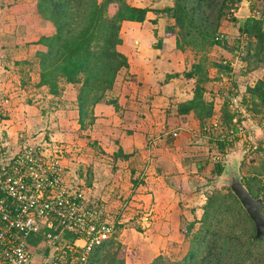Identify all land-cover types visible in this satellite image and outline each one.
I'll list each match as a JSON object with an SVG mask.
<instances>
[{"label": "crops", "instance_id": "1", "mask_svg": "<svg viewBox=\"0 0 264 264\" xmlns=\"http://www.w3.org/2000/svg\"><path fill=\"white\" fill-rule=\"evenodd\" d=\"M129 2L133 6L149 8L151 11L142 23L128 21L123 23L122 44L119 50L127 57L129 67L119 72L115 86L109 94L110 100L116 101V106L105 103L97 105L94 110L95 123L87 130H83L79 124V111L74 97H71V103H68L70 98L65 96L68 93L65 92L62 96L65 98L62 109L52 108L56 111L49 114L52 115L49 123L54 122L52 118H55V122L60 120L58 124L62 129L54 131L60 134L61 142H66V145L61 146L67 181L73 186L87 190L86 202L97 211L103 221L114 224L116 229L118 225L121 226L117 239L120 238L131 253L134 252L133 257L137 259V263L150 264L170 246L179 243L184 234L181 231L182 227L194 222L201 212L200 208L190 205L189 198L205 196L208 185L206 182L211 178L216 163L212 160L222 159L215 147L217 142L215 134L216 131L218 134L219 130H215L213 124L216 121L221 122L222 109L227 102L223 88V85H226L225 79L228 78L235 87L241 78L247 79L241 90L236 88L244 102L247 90L253 88L250 80H262L264 68L248 75L244 72L241 45L236 44L234 35L236 31L240 33V26L247 18L237 16L233 21L224 20L223 29L220 31L229 38L224 46L231 47V55H223L225 59L223 60L230 64L234 63L235 68L228 75L220 74L217 69L212 73L215 78L210 75L211 80L207 86L205 85L204 99L214 104L215 116L208 124L202 126L193 111L190 113L179 111L181 105L191 101L195 94L197 82L195 79L186 78L184 72H188L192 64L196 63V56L191 50L178 49L177 36L167 34V27L172 26L174 20L167 14H157L153 11L172 7L174 0ZM16 6H21V0H0V30L7 29L8 24L4 25L6 16L10 17L16 11ZM240 6L241 3L239 8ZM31 15L34 18L41 17L37 11ZM46 32L45 29L41 34L45 36ZM218 47L221 48L216 46ZM0 49L1 53L7 50L4 45ZM44 49V46L39 45L36 50L39 53L45 51ZM217 51L215 48L212 50L213 54ZM21 65L17 61L14 63L18 69ZM8 69L6 68V71ZM32 69L34 66H29L28 72ZM19 72L20 75L24 73L22 70ZM19 74L17 76L19 80L24 78ZM176 74L179 76L175 77ZM0 75H3L0 76V82L7 83V75L3 73ZM215 79L217 81H214ZM39 80V72L37 73L36 69L27 76L29 84L36 85ZM47 90L41 89L46 92L44 101L56 104L55 99L58 98L49 94ZM34 92L37 97L41 94L36 88ZM244 104L255 118L251 123L247 121L248 125L254 127L258 116L249 109L253 108V104L245 102ZM29 115L30 125L35 126L40 120L37 111H31ZM71 118L77 122L73 125L74 128H71L73 124ZM239 118L241 122L244 120L241 116ZM19 119L22 120V117L19 116ZM15 121L10 123L15 126V131H11L14 141L18 134L16 129L19 130L20 126L19 120L16 125ZM86 131L91 132L89 135H96V140L100 139L99 144L94 142L92 146L100 145L99 151L101 153L105 151V155L96 156L95 150L90 148V140L87 143L89 147L80 142ZM221 131H225L222 126ZM74 132L78 139L74 138ZM174 132H178L179 135L174 137L172 135ZM34 133L39 134V137L32 142L41 141L44 133L41 135L39 130H33L31 134ZM104 141L110 145H105ZM150 141L154 142L152 147L148 145ZM252 147L251 145L250 149H246L248 148L246 146L241 156L244 157L251 151L256 154L257 160H261L257 156V150L260 149L258 144L256 151H252ZM89 155L93 156V160L87 158ZM153 196L157 197L159 205L152 211L149 219L148 215L145 217L143 215L142 218L133 216L124 206L126 198L143 199L147 202ZM99 205L101 207L97 209ZM136 237L139 238L137 244L133 239ZM77 243L84 244L83 241ZM40 257L35 256V259L38 260Z\"/></svg>", "mask_w": 264, "mask_h": 264}, {"label": "trees", "instance_id": "2", "mask_svg": "<svg viewBox=\"0 0 264 264\" xmlns=\"http://www.w3.org/2000/svg\"><path fill=\"white\" fill-rule=\"evenodd\" d=\"M36 1L38 14L55 27L53 35L43 36L37 42L46 47L45 51L37 54L40 77L37 87L47 88L49 94L60 98L67 87L74 86L77 91L74 100L79 111V123L83 130H87L95 123L94 110L97 105L117 104L116 101L109 100L108 95L115 86L119 72L129 67L127 57L119 50L123 23H142L151 10L133 6L129 0ZM241 2L242 0H174L172 7L153 10L157 14H167L174 20V24L167 27V34L177 36L178 49L191 50L199 56L192 68L184 72L186 78L197 82L194 97L182 104L179 111H193L202 126L215 116L214 104L204 99L205 85L210 81L209 70L217 68L224 75L232 71L229 62L225 64L226 61H211L209 52L215 46H224L225 42L217 40L221 22L227 12ZM259 9L261 10L260 7ZM261 11L264 15V10ZM240 34L247 42V54L241 53V58L248 61L250 66L255 65L256 70L261 66V70L264 68L262 21L247 18L240 26ZM244 49L241 46V51ZM262 84L260 81L249 88L244 100L246 104H253L256 116L261 114L264 107ZM220 121V126L227 135L231 130L238 131L241 119L231 110L229 101L224 104ZM238 139L237 136L231 141L216 139L215 147L219 155H223ZM224 171L222 162L215 163L211 179L221 177ZM244 184L255 198L262 197L264 186L259 181L249 179ZM207 200L198 231L193 232L195 223L181 229L190 238L186 256L176 261L158 256L151 264H264V241L255 239V224L230 188L226 189V193H213ZM79 239V235L65 232V250L67 245ZM116 239L115 233L111 239L96 246L90 253L87 264H126L125 253ZM39 241L42 238L35 235L30 239V245L36 246Z\"/></svg>", "mask_w": 264, "mask_h": 264}, {"label": "built area", "instance_id": "3", "mask_svg": "<svg viewBox=\"0 0 264 264\" xmlns=\"http://www.w3.org/2000/svg\"><path fill=\"white\" fill-rule=\"evenodd\" d=\"M251 7L252 17L264 26V15L258 5L251 2ZM238 10L239 6L232 7L224 20H235ZM217 40L227 42L229 38L220 31ZM230 65L235 68L234 63ZM260 81L264 88V78ZM260 81H252V87ZM13 99V95L0 94V264H87L92 250L116 233L115 225L103 221L86 202L84 191L67 181L61 145L53 144L52 138L45 136L33 143L39 134H32L31 140L28 132L19 133L17 140H13L7 124ZM229 104L238 118L244 120L237 132L231 130L228 135L216 121L213 124L219 130L216 139L231 141L237 136L241 141L252 142V151H256L257 133H264V107L253 127L248 122L255 118L239 93L231 97ZM172 135L177 137L179 133ZM261 199L264 213V191ZM54 228L59 230L58 234H54ZM65 232L79 235L78 241L84 244L76 241L67 245V250L49 253L36 262L30 239L36 235L54 245Z\"/></svg>", "mask_w": 264, "mask_h": 264}, {"label": "rangeland", "instance_id": "4", "mask_svg": "<svg viewBox=\"0 0 264 264\" xmlns=\"http://www.w3.org/2000/svg\"><path fill=\"white\" fill-rule=\"evenodd\" d=\"M250 2L257 4L258 7L261 8V10H264V0H250ZM16 7H17L16 11H14L10 15V17L6 16L7 20L5 21L6 23L4 22V25L8 24L7 29L0 30V47H2L4 45V47L7 49L6 52H3V53H1V49H0V73L7 75V78H6L7 83L2 84L0 82V84H1L0 85V94H2L3 96L4 95H13L14 96V99L12 101V105L9 107V113H8L9 114V122L7 124H8L9 129H10V134H11L12 130L15 131V129H14L15 126H13V124H10V123H12L13 120H16L15 121V125H16L18 123V120H19V122H20L19 130L16 129L18 134L21 132H28L27 135H29L30 139L32 140L34 137V136H31L32 135L31 133L33 132V130L34 131L39 130L41 132V134L44 133L43 136H45L46 139L51 138V134H53L52 139H51V140H53V144H56L57 146H58V144L59 145H61V144L66 145V142H61L60 134L56 133L54 131V129H59V130L62 129L61 125L58 124V122L60 120H58V122H55V118H52L51 120H53L54 122L49 123L50 117L52 116V115L49 116V114L51 112L54 113L56 111V109L52 110V108L54 107V108L58 109V107H60V109H62V107L64 105L65 98L60 97L58 99H55L56 104H52L50 101L45 102L44 98L46 96V94H45L46 92L41 91L42 88L39 89L37 87V84L36 85L35 84H29L27 81L28 74L30 75L31 73H33L35 71V69H36L37 73L39 72V59L37 56L38 51L36 49L41 44L37 43L38 42L37 40H39V38H41L43 36V34H41V33L45 29L47 30V32H46L47 35H49V36L53 35L55 33V27L53 26V24L51 22L46 23V20H44L42 18V16L40 17L41 18L40 19V18H34L31 15L32 13L37 11V1L36 0H21V6L20 7L16 6ZM13 15L15 17H11ZM223 23H224V18L221 22L220 30L223 29L222 28ZM50 24L53 26L52 28L50 27L51 26ZM41 28H43V29L41 30ZM49 29H51V30H49ZM4 33H6V34H4ZM47 35H45V36H47ZM234 36H235L236 44L244 46V48H245L243 51H241V53L245 52L247 54V42H246L245 38L243 36H240L239 31H236ZM41 46H44V45H41ZM44 48L46 49L45 46H44ZM214 48L217 49L218 51L213 54L212 50ZM38 50H40V49H38ZM230 51H231V47L228 45H225L221 48H219V47L216 48V46H215L210 50L209 58L211 61L221 62V61L225 60L223 55H225V56L231 55ZM232 52H233V50H232ZM193 54H195V53L193 52ZM195 56H196V62H197L199 60V56H197L196 54H195ZM16 61L22 64L20 66V69H18L17 67L14 66V63ZM241 62L245 66V67H243V69H245L244 72L247 75L254 73V72H258L259 69L261 68V66H260L259 69H257V70L254 69L255 65L250 66L249 62L243 58H241ZM252 62H255V60H252ZM5 66H7L6 68H9L8 71H6ZM29 66H34V69H32L33 72L32 71L28 72ZM13 68H15L16 70L14 71ZM191 68H192V66H191ZM215 69H217V68H211L209 70V73H208L209 78H210V75L213 72H215ZM20 70H22V72H24L21 75L19 74ZM18 74H19V76H21V78L23 76L25 79L22 78L21 80H19V78H17ZM212 75L214 76V74H212ZM0 76H3V75H0ZM214 78H215V76H214ZM210 80H211V78H210ZM214 81H217V80L215 79ZM246 81H247L246 78H241V81H238V85L235 87L233 85V83H231L228 80V78L225 79L226 85L225 86L223 85V88H224L226 95H227V101L228 100L230 101L231 97L237 93V91H236L237 89L241 90V86H243V84L246 83ZM250 81L252 83V81H255V80L252 79ZM207 85H208V83H207ZM35 88L38 89V92L40 91V93H41L39 97H37L35 95V92H34ZM47 92H48V90H47ZM66 92H68V93L65 96H68L70 98V99H68V103L69 102L71 103V97L75 98V94L77 91L74 88V86H69V87H67ZM109 96L110 95H108V99L110 100ZM253 108L249 107V109L254 112ZM231 110H233V109H231ZM31 111H37V114L39 115L40 120L37 122V124H35V126L30 125L31 119H30L29 113ZM19 116L22 117V120L19 119ZM258 117H259V114H258ZM70 121H72V123H73V124H71V126H72L71 128H74L73 125H76V123H77L76 120L74 121V119L71 118ZM90 133L91 132L86 131V134L84 135L83 139L80 140V142L82 141L84 146H88L87 143H88V140H90L89 141V143H91L90 148L95 150L96 156L105 155L106 154L105 151H102L103 153H101L99 151V148L101 149L100 145H99V147L92 146L95 144L94 142L99 144L100 139L98 138L96 140L95 139V138H97L96 135H89ZM73 134L75 135L74 138L78 139L76 132H74ZM16 140H17V138H16ZM153 143L154 142L150 141L148 145L150 147H152ZM251 143H250V141L248 142L246 140H243L242 145H241V139H238L234 143L233 146L228 147L226 149V151L224 152V154L222 156L219 155L220 158L222 157V160H212V161H214L216 163L222 162V164H224L226 169L227 168H229V169L230 168H236V167L239 168V171L243 177V182L245 180L248 181L249 179H251V180H254L255 182L259 181L260 185L264 186V135H262V133L261 134L259 133V135H257V143H255V144H258V146L260 148L259 150H257L258 151L257 156L259 158H261V160H257L256 154H254V152H251V151H249L247 154H245L244 157L241 156L242 152H244L242 150L245 149L246 146H248V148H246V149L251 148ZM104 144L110 145V144L106 143V141H104ZM102 150H103V148H102ZM63 158H64V156H63ZM87 158H90L91 160H93V156H91V155H89V157L87 156ZM249 158L250 159L252 158L253 160H248ZM254 158H255V160H254ZM104 159L110 160L107 158H104ZM190 171H193V170L190 169ZM226 177H227V175L223 174L221 177H219L217 179H213V178L208 179V181H207L208 183L206 182V184H208V185H207V190H206L207 192L204 194L205 196L203 198H200V197L189 198L191 200L190 205H195L196 208L201 209V212L198 215V217H196L195 221L192 222V223H195V227L193 229V232H197L198 229L200 228L199 221L203 218L204 206L206 205V203L208 201L207 200L208 197L211 196L213 193H216L217 191H222V192L226 193V189L229 188L226 185ZM204 183H205V181H204ZM83 190H84L85 194H88L87 190H85V189H83ZM124 201H125L124 206H126L125 208L127 209L128 213H131L133 216H138V218H142L143 215H144V217L148 215L147 217L149 219L150 216L152 215V211L154 209H156L157 206L159 205L156 196L149 198L147 202L143 199L138 200V199H133V198H126ZM100 207L101 206L99 205L97 207V209H100ZM190 225L185 224V226H183L182 229L184 227L188 228ZM118 227L116 229L117 230L116 238L119 237L118 233L121 231V226L118 225ZM53 231L57 232V234H58V230H56L55 228L53 229ZM63 235H64V233L60 234L58 242L55 243L54 245L43 242V241H39L36 246H32L33 251L35 253V256H37V257L41 256L38 260L35 259V261L36 262L42 261V256H47L49 253L56 251L58 254L59 252H61L62 249L64 248V246H66L65 245L66 242L63 240ZM183 236H184V234H183ZM183 236L180 238L179 243H177V245L170 246L167 250H165V252H163V254H161L159 256H164V257H166L170 260H173V261L180 260L183 257H185L189 248H190V238H187L186 235H185V238H183ZM133 239L136 240L135 244H137L139 242L138 237L133 238ZM116 240L119 242V244L121 245V248L123 249L122 251L125 253L126 264H139V263H137L138 262L137 259L133 257L134 252L131 253V251L128 250L126 245L122 241H120V238L116 239ZM174 240H177V239H174Z\"/></svg>", "mask_w": 264, "mask_h": 264}, {"label": "water", "instance_id": "5", "mask_svg": "<svg viewBox=\"0 0 264 264\" xmlns=\"http://www.w3.org/2000/svg\"><path fill=\"white\" fill-rule=\"evenodd\" d=\"M238 16L243 18L252 17L251 2L249 0H242L241 6L238 10ZM223 174H226V185L231 192L238 199L243 209L251 218L256 227L255 239L264 241V213L263 200L255 198L243 182V177L239 168H227Z\"/></svg>", "mask_w": 264, "mask_h": 264}]
</instances>
